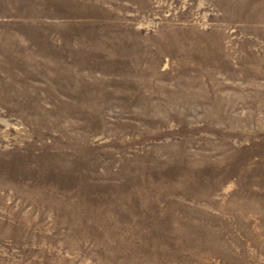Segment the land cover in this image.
<instances>
[{
	"label": "rangeland",
	"instance_id": "rangeland-1",
	"mask_svg": "<svg viewBox=\"0 0 264 264\" xmlns=\"http://www.w3.org/2000/svg\"><path fill=\"white\" fill-rule=\"evenodd\" d=\"M0 264H264V0H0Z\"/></svg>",
	"mask_w": 264,
	"mask_h": 264
}]
</instances>
